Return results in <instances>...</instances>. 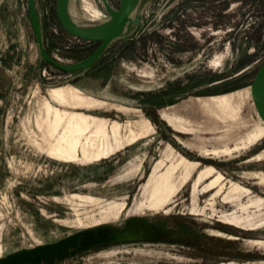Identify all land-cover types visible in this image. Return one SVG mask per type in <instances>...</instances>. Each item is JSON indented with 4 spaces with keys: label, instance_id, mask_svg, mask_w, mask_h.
I'll use <instances>...</instances> for the list:
<instances>
[{
    "label": "rangeland",
    "instance_id": "1",
    "mask_svg": "<svg viewBox=\"0 0 264 264\" xmlns=\"http://www.w3.org/2000/svg\"><path fill=\"white\" fill-rule=\"evenodd\" d=\"M36 3L54 59L73 65L99 47L63 29L57 0ZM136 13L139 26L87 73L66 74L41 60L28 0H0V259L95 231L108 242L57 264H264V135L234 151L264 131L250 90L264 63V0H139ZM221 97L209 115L187 107ZM49 107L118 125L124 147L98 162L52 157ZM130 131L144 136L129 144ZM181 160L195 171L152 209Z\"/></svg>",
    "mask_w": 264,
    "mask_h": 264
},
{
    "label": "bare ground",
    "instance_id": "2",
    "mask_svg": "<svg viewBox=\"0 0 264 264\" xmlns=\"http://www.w3.org/2000/svg\"><path fill=\"white\" fill-rule=\"evenodd\" d=\"M75 1L76 0H70V15L80 27L91 30L108 21L109 18L103 16L100 9L92 0L82 1V12H79L75 8ZM225 100L226 97H221L213 98L211 101L191 102L187 107L189 110H193L197 114L205 116L210 114L213 107L223 106ZM48 117L49 119L53 118V121H50L52 128L51 134L59 136L58 140L56 139L57 142L55 148L51 150L50 155L58 160L64 162H77L83 158L85 161L98 162L109 158L124 147V140L121 137L120 127L118 125H114L109 129L107 125L100 124L98 118L91 117L90 119H87L81 115L69 116L61 111H55L51 107L48 109ZM263 135L264 131L259 129L257 132L249 136L246 143H243L241 148L236 147L234 148V151L238 152L240 149L246 150L252 147L263 138ZM143 136L144 133L130 131V135L126 138V142L134 144L142 139ZM111 139L114 140V144H111ZM231 152H233V150ZM226 153H230V151H226ZM196 167L197 164H186L184 160H181L171 167V169L160 179L161 181L159 184L154 188L150 207L152 209H160L164 207L175 194L178 187L188 181ZM181 170L184 171L183 180L175 179V173ZM210 174L211 171L200 172L196 179V185L193 188L197 190L199 184H201ZM220 180L221 177L211 182L207 189H214ZM239 192L240 189L238 187L233 190V193ZM236 196H238V194L235 195L231 193L229 200L234 199ZM261 202L262 201L260 200L251 202L250 206H260ZM232 221L238 223L239 219L233 218Z\"/></svg>",
    "mask_w": 264,
    "mask_h": 264
},
{
    "label": "water",
    "instance_id": "3",
    "mask_svg": "<svg viewBox=\"0 0 264 264\" xmlns=\"http://www.w3.org/2000/svg\"><path fill=\"white\" fill-rule=\"evenodd\" d=\"M102 2L110 17L106 23L90 30L80 27L72 19L70 0H57V16L63 29L77 39L99 44V47L84 60L73 65H65L48 54L36 0H28L41 60L66 74H85L111 44L128 35L134 26H139L141 16L136 13L139 0H121L118 10H114L108 0H102ZM250 90L256 110L264 121V63L258 69ZM108 240L109 237L98 232L83 231L56 243L18 251L0 259V264H57L64 259L89 251L99 244H104Z\"/></svg>",
    "mask_w": 264,
    "mask_h": 264
},
{
    "label": "trees",
    "instance_id": "4",
    "mask_svg": "<svg viewBox=\"0 0 264 264\" xmlns=\"http://www.w3.org/2000/svg\"><path fill=\"white\" fill-rule=\"evenodd\" d=\"M48 54H50L49 52H48ZM250 59L251 58H249V57H246V58H244L243 59V62L242 63H240V67H242V66H244V64H247L248 62H250ZM47 64V63H46ZM49 65V64H48ZM51 66V65H50Z\"/></svg>",
    "mask_w": 264,
    "mask_h": 264
}]
</instances>
